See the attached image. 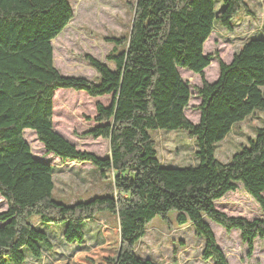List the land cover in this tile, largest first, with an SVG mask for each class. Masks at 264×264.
<instances>
[{"label": "trees", "instance_id": "1", "mask_svg": "<svg viewBox=\"0 0 264 264\" xmlns=\"http://www.w3.org/2000/svg\"><path fill=\"white\" fill-rule=\"evenodd\" d=\"M219 1L217 10V0H135L127 35L107 37L114 43L107 55L114 67L86 55L98 73L94 81L63 75L54 65L52 40L73 17L69 0H0V196L6 203L0 211V264H20L25 249L38 259L42 246L58 254L51 237L33 224L34 215L64 224L61 243L71 252L50 264H157L138 255L136 245L147 223L156 215L168 220L169 212L203 237L201 257L212 264L229 262L206 218L225 230L238 229L248 256L254 239L264 240V123L227 161L214 154V144L235 122L256 108L264 112V38H247L228 62L216 55L218 76L206 80L212 57L203 50L214 23L231 29L237 13L249 11L245 0ZM181 67L200 75L195 123L185 114L191 92ZM63 88L90 98L109 96L108 103L96 99L84 133L108 139V154L81 150L56 130L54 103ZM26 128L47 154L91 163L102 178H111L116 192L71 203L54 198L55 167L32 154ZM153 129L186 130L196 140L199 162L162 165ZM237 183L257 202L261 217L228 215L216 207ZM104 211L117 223L100 225L102 241L70 250L73 242L87 240L85 222Z\"/></svg>", "mask_w": 264, "mask_h": 264}, {"label": "rangeland", "instance_id": "2", "mask_svg": "<svg viewBox=\"0 0 264 264\" xmlns=\"http://www.w3.org/2000/svg\"><path fill=\"white\" fill-rule=\"evenodd\" d=\"M134 1L69 0L73 17L52 40L53 61L58 71L63 75H81L97 81L98 73L90 65L86 55H91L113 68L114 63L107 59V55L113 49L114 43L107 37L127 35ZM245 3L249 11L240 10L232 20L231 29H226L215 22L212 32L204 43L203 52L212 57L210 64L204 68V76L209 82L214 81L218 76L219 66L216 55L228 62L247 38L252 36L264 38L263 1L245 0ZM220 4L222 3L217 0V10ZM179 72L191 92L185 114L195 123L199 117L196 106L200 101L195 87L200 85V75L183 67L179 68ZM59 90L54 103L56 130L81 150L90 151L98 156L108 154V139L84 133L91 125L86 117L93 115L96 99L108 103L109 96L90 98L80 91L65 88ZM263 123L264 112L260 108L254 109L243 120L235 122L226 136L214 144L215 156L221 161H227L233 152L247 143L248 138L254 136L255 129ZM150 133L155 141L157 158L162 165L187 166L199 162V158L195 155L196 140L189 136L186 130L153 129ZM24 137L35 157L50 159L54 164L53 196L57 200L71 203L78 198H87L93 194L105 195L116 192L111 178H102L98 169L91 163L60 160L52 153L47 154L32 129H24ZM5 207L6 203L0 196V211ZM216 207L228 215L243 216L247 219L262 216L259 205L244 190L241 183H237L236 190L226 193L217 200ZM31 219L36 228L51 237L58 254L42 246L41 257L35 259L25 249V259L20 264H50L62 253H68L69 250L62 244H66L61 233L64 224L42 222L37 215ZM206 220L229 264H264L263 239L258 237L254 239V248L248 256L246 244L241 239L238 229L225 230L220 224L208 218ZM103 223L116 224L117 217L108 211L96 214L94 219L85 222L83 226L85 233L87 232V240L81 244L73 242L68 246L70 250L78 248L79 245L88 247L101 242L100 225ZM203 246L204 239L195 233L192 224L189 222L178 224L174 212H169L168 220L156 215L147 223L145 234L136 245V252L140 256L151 258L157 264H212V261H204L201 257ZM6 264L13 263L7 259Z\"/></svg>", "mask_w": 264, "mask_h": 264}, {"label": "crops", "instance_id": "3", "mask_svg": "<svg viewBox=\"0 0 264 264\" xmlns=\"http://www.w3.org/2000/svg\"><path fill=\"white\" fill-rule=\"evenodd\" d=\"M52 164H53V163H52ZM53 165H54V164H53ZM53 175H54V173H53ZM53 182H54V179H53ZM53 192H54V190H53ZM5 208H6V207H5ZM5 208H4V209H5Z\"/></svg>", "mask_w": 264, "mask_h": 264}, {"label": "bare ground", "instance_id": "4", "mask_svg": "<svg viewBox=\"0 0 264 264\" xmlns=\"http://www.w3.org/2000/svg\"><path fill=\"white\" fill-rule=\"evenodd\" d=\"M58 48H59V47H58ZM53 51H54V50H53ZM56 52H57V51H56ZM58 58H60V57H58ZM58 58H57V59H58ZM55 59H56V58H55ZM54 62H55V61H54ZM55 66H56V65H55Z\"/></svg>", "mask_w": 264, "mask_h": 264}]
</instances>
